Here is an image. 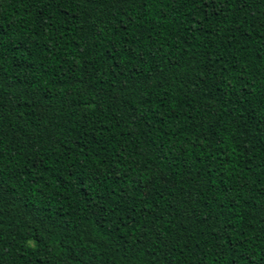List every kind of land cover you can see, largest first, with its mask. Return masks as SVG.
Masks as SVG:
<instances>
[{
	"label": "trees",
	"instance_id": "1",
	"mask_svg": "<svg viewBox=\"0 0 264 264\" xmlns=\"http://www.w3.org/2000/svg\"><path fill=\"white\" fill-rule=\"evenodd\" d=\"M0 264H264V0H0Z\"/></svg>",
	"mask_w": 264,
	"mask_h": 264
}]
</instances>
